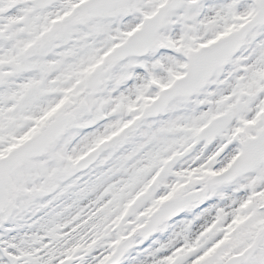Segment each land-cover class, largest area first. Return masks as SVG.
<instances>
[{"label": "snow or ice", "instance_id": "6c2138e0", "mask_svg": "<svg viewBox=\"0 0 264 264\" xmlns=\"http://www.w3.org/2000/svg\"><path fill=\"white\" fill-rule=\"evenodd\" d=\"M0 264H264V0H0Z\"/></svg>", "mask_w": 264, "mask_h": 264}]
</instances>
